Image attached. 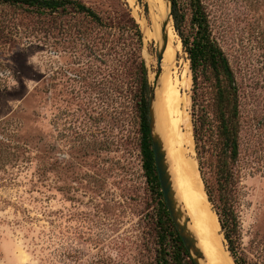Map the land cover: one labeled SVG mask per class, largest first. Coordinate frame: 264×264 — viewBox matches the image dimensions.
<instances>
[{
  "label": "rangeland",
  "instance_id": "rangeland-1",
  "mask_svg": "<svg viewBox=\"0 0 264 264\" xmlns=\"http://www.w3.org/2000/svg\"><path fill=\"white\" fill-rule=\"evenodd\" d=\"M70 1L108 23L134 20L153 90L161 30L151 0ZM163 1L169 13L174 0ZM175 1L188 15L191 0ZM200 1L238 91L235 210L252 257L264 252V0ZM1 2L0 264H156L157 199L142 170L126 37L81 15ZM170 24L181 72L189 60ZM35 53L39 69L27 63ZM191 96L192 79L190 118Z\"/></svg>",
  "mask_w": 264,
  "mask_h": 264
},
{
  "label": "trees",
  "instance_id": "trees-1",
  "mask_svg": "<svg viewBox=\"0 0 264 264\" xmlns=\"http://www.w3.org/2000/svg\"><path fill=\"white\" fill-rule=\"evenodd\" d=\"M6 7L37 12L71 13L89 19L100 31L125 36L136 83L134 101L138 119L139 152L146 182L157 199L156 225L162 250L156 264H194L165 207L155 169L148 124V83L140 59L142 34L128 15L123 25L108 23L83 4L70 0H2ZM174 30L187 54L192 79L191 119L199 173L209 203L218 218L227 251L234 264H264V252L249 256L241 243L235 210V164L238 158L240 118L238 91L228 59L220 47L200 0H191L189 14L172 1ZM117 42L111 41L115 46ZM200 177V178H201Z\"/></svg>",
  "mask_w": 264,
  "mask_h": 264
},
{
  "label": "bare ground",
  "instance_id": "bare-ground-1",
  "mask_svg": "<svg viewBox=\"0 0 264 264\" xmlns=\"http://www.w3.org/2000/svg\"><path fill=\"white\" fill-rule=\"evenodd\" d=\"M150 2L157 37L161 25L167 23L165 34L157 41L159 51L166 47L154 88L153 133L162 142L176 209L180 211L181 222L188 220L187 231L202 253L199 264H234L225 248L218 218L207 199L195 159L189 113L191 72L185 67L180 72L176 66L178 40L166 4L163 0ZM149 77L152 83L154 75L150 73Z\"/></svg>",
  "mask_w": 264,
  "mask_h": 264
},
{
  "label": "water",
  "instance_id": "water-1",
  "mask_svg": "<svg viewBox=\"0 0 264 264\" xmlns=\"http://www.w3.org/2000/svg\"><path fill=\"white\" fill-rule=\"evenodd\" d=\"M169 18L172 20L171 9H172V1L170 2L169 8ZM173 21V20H172ZM167 23L161 25V35L165 34ZM166 47V46H165ZM165 47L159 51L156 58L157 61V73L156 79L159 77L161 72V61L163 52ZM148 83V81H147ZM148 92H149V101H148V124H149V132H150V140L152 145L153 157L155 169L159 181V186L161 189V193L163 196V200L165 203V207L169 213L171 221L186 249V251L190 254L192 261L194 264H199L198 259L202 258L201 251L196 247L195 238L187 231L188 220L181 222V214L180 211L176 209V205L174 202V196L172 193V186L170 183V176L168 174V166L165 161V152L163 150L162 142L159 140L158 136L153 133V102H154V89L151 90L148 84Z\"/></svg>",
  "mask_w": 264,
  "mask_h": 264
},
{
  "label": "clouds",
  "instance_id": "clouds-1",
  "mask_svg": "<svg viewBox=\"0 0 264 264\" xmlns=\"http://www.w3.org/2000/svg\"><path fill=\"white\" fill-rule=\"evenodd\" d=\"M27 63L28 64H30V65H33V66H35L37 69H39L40 67H41V62H40V59H39V56H38V54H34V55H31L30 57H28V59H27ZM42 72V71H41ZM43 73V72H42ZM16 80L15 79H13L12 81H11V84L13 85V86H15L16 85ZM27 86V85H26ZM11 89V88H10Z\"/></svg>",
  "mask_w": 264,
  "mask_h": 264
}]
</instances>
